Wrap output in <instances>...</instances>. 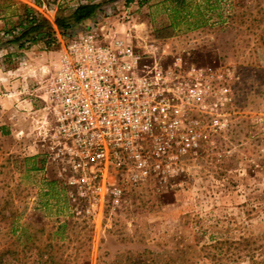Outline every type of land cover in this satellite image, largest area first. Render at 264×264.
<instances>
[{"label": "rangeland", "instance_id": "rangeland-1", "mask_svg": "<svg viewBox=\"0 0 264 264\" xmlns=\"http://www.w3.org/2000/svg\"><path fill=\"white\" fill-rule=\"evenodd\" d=\"M14 1L0 0L2 69L26 66L25 51L44 44H3L4 30L23 16L21 4L48 20L60 45L64 36L55 19L78 0ZM91 1L101 5L94 18L103 26L98 34L140 48L154 41L166 67L178 62L185 70L222 72L225 94L215 75L202 81L207 110L220 111L225 125L202 117L206 137L187 154L178 152L171 175L127 185L121 207L87 213L70 206L58 167L47 161L34 128L38 116L0 114V123L8 124L0 128V264H264V0H211L213 9L176 24L170 0Z\"/></svg>", "mask_w": 264, "mask_h": 264}, {"label": "built area", "instance_id": "built-area-1", "mask_svg": "<svg viewBox=\"0 0 264 264\" xmlns=\"http://www.w3.org/2000/svg\"><path fill=\"white\" fill-rule=\"evenodd\" d=\"M97 30L103 26L93 18L67 34L34 88L47 161L58 167L70 206L87 213L121 207L127 185L171 175L178 152L206 137L202 117L225 125L220 111L207 110L202 79L213 74L220 92L229 91L222 72L166 67L154 41L140 48Z\"/></svg>", "mask_w": 264, "mask_h": 264}, {"label": "trees", "instance_id": "trees-1", "mask_svg": "<svg viewBox=\"0 0 264 264\" xmlns=\"http://www.w3.org/2000/svg\"><path fill=\"white\" fill-rule=\"evenodd\" d=\"M7 1L15 3L14 0ZM170 2L174 3L173 6L170 8L168 7L173 24H176L178 18L186 19L190 16L199 18L205 14V10L213 9L215 4V2H211V0H205L204 4L196 3L195 5L189 0H170ZM100 7L101 5L99 2L78 0L76 6L68 12V14L60 13V15L56 17L55 24L60 29L61 34L66 37L72 30L85 24L87 20L95 18ZM21 8L23 16L19 17L17 24L13 25L10 30H4L5 36L8 39H5L3 44H13L21 47L25 46L24 43L26 41L33 42L37 39H42L46 49L58 46L57 37L48 20L29 4H21ZM39 168L34 166L33 169ZM52 183H55V180H51L50 184ZM9 251L13 253L15 250L9 248ZM15 257L17 259L16 255Z\"/></svg>", "mask_w": 264, "mask_h": 264}, {"label": "crops", "instance_id": "crops-1", "mask_svg": "<svg viewBox=\"0 0 264 264\" xmlns=\"http://www.w3.org/2000/svg\"><path fill=\"white\" fill-rule=\"evenodd\" d=\"M89 21L91 20H87L86 23ZM0 29H2L1 26ZM15 47L9 48L10 53H13ZM44 48V44H40V47L34 45L29 51H25L29 57L26 66H18L19 63L14 62L15 64L12 67H4L2 69L0 63V114L23 113L33 118L38 116L34 128L36 126L38 128L41 121L40 115H37L41 110H39V101L34 97V84L36 79L44 73L45 67H47L42 62L48 56H53ZM5 123H0L2 131L8 129V126H4L8 125ZM13 123H18V120H14ZM32 124H35V121ZM32 126L31 129L33 128Z\"/></svg>", "mask_w": 264, "mask_h": 264}]
</instances>
